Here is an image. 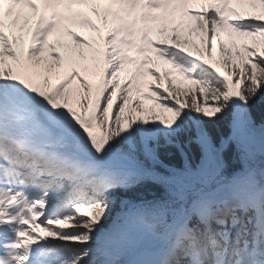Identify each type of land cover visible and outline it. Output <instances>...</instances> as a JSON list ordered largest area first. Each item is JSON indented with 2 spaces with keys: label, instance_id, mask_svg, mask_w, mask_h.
I'll return each mask as SVG.
<instances>
[{
  "label": "snow or ice",
  "instance_id": "1",
  "mask_svg": "<svg viewBox=\"0 0 264 264\" xmlns=\"http://www.w3.org/2000/svg\"><path fill=\"white\" fill-rule=\"evenodd\" d=\"M0 264H264V0H0Z\"/></svg>",
  "mask_w": 264,
  "mask_h": 264
},
{
  "label": "rangeland",
  "instance_id": "2",
  "mask_svg": "<svg viewBox=\"0 0 264 264\" xmlns=\"http://www.w3.org/2000/svg\"><path fill=\"white\" fill-rule=\"evenodd\" d=\"M255 11H256V9L253 8V7H251L250 5H248L244 9H241V13H249V12H255ZM32 25H31V27H33ZM79 31H80L81 35H85L86 34V31H88V30L85 29V28H79ZM168 33L169 34L171 33V26L168 28ZM222 35H223V38H224L225 45L229 49V53L228 54L231 55V56L232 55H236V48L234 47V42L235 43L242 44L244 42V38L230 36L227 32L223 33ZM181 38H182V46L183 47H186V48H188V49H190L192 51L197 52L194 45L195 44H199V39H197L196 37L192 36L193 42L192 43L186 42V32H183L182 29H181ZM55 39L56 38H54V40ZM62 40H65L66 41V40H68V38L62 39ZM169 41H171V40H169ZM215 43H216L217 46H216V48H215V50L213 52V58H214L215 61H219L223 65V60H222V58L220 56L219 39H217L215 41ZM59 49L60 48L58 46L57 47V51ZM47 54L48 53L46 52L45 55H47ZM159 63H160V66H161V62H159ZM151 103H152L151 101H146L145 105L146 106H149V105H151ZM154 115L157 116V117H159V118H161V119H163L165 117H170L171 116L170 113H166L163 110H160L159 108H157V110L154 113ZM41 234L42 235H46V233H41Z\"/></svg>",
  "mask_w": 264,
  "mask_h": 264
},
{
  "label": "trees",
  "instance_id": "3",
  "mask_svg": "<svg viewBox=\"0 0 264 264\" xmlns=\"http://www.w3.org/2000/svg\"><path fill=\"white\" fill-rule=\"evenodd\" d=\"M151 80H153V78L151 77ZM177 86H181V87H188L189 86V84H187V83H182V84H180V83H178V85Z\"/></svg>",
  "mask_w": 264,
  "mask_h": 264
},
{
  "label": "bare ground",
  "instance_id": "4",
  "mask_svg": "<svg viewBox=\"0 0 264 264\" xmlns=\"http://www.w3.org/2000/svg\"><path fill=\"white\" fill-rule=\"evenodd\" d=\"M192 27H194V26H192ZM192 36H194V37H196L197 39H199V37H197V36L195 35L194 32H193Z\"/></svg>",
  "mask_w": 264,
  "mask_h": 264
}]
</instances>
